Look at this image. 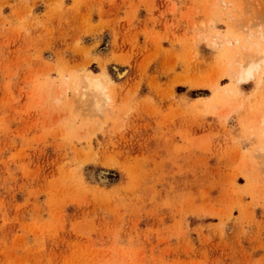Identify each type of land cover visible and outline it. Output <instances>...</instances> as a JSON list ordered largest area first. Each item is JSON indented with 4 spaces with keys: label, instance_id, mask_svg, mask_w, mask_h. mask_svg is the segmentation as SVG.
<instances>
[{
    "label": "rangeland",
    "instance_id": "obj_1",
    "mask_svg": "<svg viewBox=\"0 0 264 264\" xmlns=\"http://www.w3.org/2000/svg\"><path fill=\"white\" fill-rule=\"evenodd\" d=\"M246 3L0 0V264H264Z\"/></svg>",
    "mask_w": 264,
    "mask_h": 264
},
{
    "label": "bare ground",
    "instance_id": "obj_2",
    "mask_svg": "<svg viewBox=\"0 0 264 264\" xmlns=\"http://www.w3.org/2000/svg\"><path fill=\"white\" fill-rule=\"evenodd\" d=\"M238 1V0H237ZM248 2V0H244V3ZM249 3V4H248ZM248 3H246L245 5H249V6H253L254 10L253 12H255L256 14V18L258 19L257 22L255 21V23H253L254 25L250 24L247 25V22H246V18L247 16H244V17H240L239 19H234L235 22H236V26L238 27V29L243 32L245 35H244V39L247 41V44H244L239 38H235V39H223L221 40L220 39V36H210V41L214 42L217 44L218 42L216 40L220 39L221 41H224L225 43L230 44L232 46H234V44H238L239 45V50H236V54L237 55H234L236 56V60L235 61V66L236 68L235 69H231V75H232V78L235 80V82L237 84H240V83H246L251 77L254 76L255 73H263V70H262V66L264 65V45L262 43H264V0H250ZM225 4L228 5V3L226 2ZM223 5H224V2H223ZM226 5V6H227ZM252 8V9H253ZM243 9V8H242ZM250 9V8H249ZM238 11V10H237ZM245 13H243L242 15H245ZM227 17H228V13L226 14ZM239 15V14H238ZM250 16V15H249ZM253 16V15H252ZM230 17H234L233 14H230ZM249 18V17H248ZM247 18V19H248ZM230 19V18H229ZM232 21V20H231ZM234 22V21H232ZM231 22V23H232ZM253 22V21H252ZM253 27H255V29H253ZM217 35V34H215ZM212 37V38H211ZM224 37V36H223ZM220 41V42H221ZM219 42V44H220ZM211 43V42H210ZM229 45V46H230ZM231 49H233L231 47ZM228 64V63H227ZM226 64V65H227ZM234 64V62H233ZM234 66V65H233ZM234 66V67H235ZM228 67V66H227ZM226 68V66L224 67ZM228 72V71H227ZM260 76V75H259ZM257 77V76H256ZM261 77V76H260ZM264 78V77H263ZM84 79V80H83ZM82 79V83L85 82V85H81L83 87H80V88H83V90L87 93V95H91L92 99H93V104H94V107H96V109L98 111H102L101 110V101H104L106 102V99L108 100V97L107 95L109 94H106L104 92V88L103 86L101 85L102 83L100 82L99 79H102L101 76L100 78H98L97 76L95 75H85L84 78ZM257 80V79H256ZM81 81V79H80ZM84 81V82H83ZM79 82V81H78ZM257 82V81H256ZM67 83V82H66ZM65 84V83H63ZM68 84V83H67ZM70 84V83H69ZM106 84V83H105ZM104 84V85H105ZM79 85L80 83H74V82H71L70 84V87L73 89L74 92H76L78 89H79ZM65 86V85H64ZM214 86V84H213ZM61 87V86H60ZM69 87V88H70ZM71 89V90H72ZM63 89H61L62 91ZM66 90V88H64V91ZM58 91V90H57ZM83 91L84 95H85V92ZM60 92V91H58ZM55 96L58 95V93L55 91ZM67 93V92H66ZM89 93V94H88ZM234 93V92H232ZM236 93V91H235ZM57 94V95H56ZM232 95H235V94H232ZM231 95V97H232ZM54 96V97H55ZM57 98V97H55ZM59 99V98H58ZM228 100V99H227ZM230 100V99H229ZM262 100V99H261ZM264 100V99H263ZM226 101V100H225ZM232 100H230L231 102ZM233 102V101H232ZM102 103V104H103ZM241 103V102H240ZM235 104V103H234ZM233 104V105H234ZM214 105V104H213ZM93 106V105H92ZM238 106V105H237ZM262 106V105H261ZM219 107V106H218ZM212 108V107H211ZM234 108V107H233ZM250 108V107H249ZM254 108V107H253ZM262 110H261V114H259L257 117H256V121L254 123V126L253 124L251 125V127L253 126V128L249 127L252 131L254 132H257L256 134V137L257 136H264V131H260V127L258 126V122H260V120H264L262 115H264V106H262ZM96 110V111H97ZM223 110V109H222ZM224 111V110H223ZM231 111V110H230ZM250 112V111H249ZM253 112V110H252ZM254 113V112H253ZM225 114H227V112H225ZM258 114V113H257ZM256 115V114H255ZM250 116V115H249ZM248 116V117H249ZM251 117V116H250ZM254 120H255V117H254ZM246 122V121H245ZM252 122V121H251ZM254 122V121H253ZM249 125V124H248ZM249 130V129H248ZM248 131V132H251ZM258 149L261 150L262 154H263V157H264V147H260L258 146Z\"/></svg>",
    "mask_w": 264,
    "mask_h": 264
}]
</instances>
